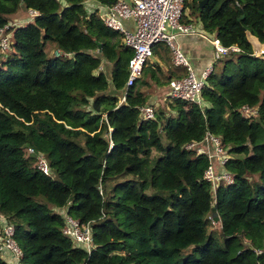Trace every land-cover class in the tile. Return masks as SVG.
Returning a JSON list of instances; mask_svg holds the SVG:
<instances>
[{
  "label": "trees",
  "instance_id": "1",
  "mask_svg": "<svg viewBox=\"0 0 264 264\" xmlns=\"http://www.w3.org/2000/svg\"><path fill=\"white\" fill-rule=\"evenodd\" d=\"M83 1L0 0V26L20 5L36 10L8 26L0 52V214L18 261L264 264V0H182L181 22L239 48L216 59L199 103L168 94L186 68L162 41L151 56L165 70L148 58L120 99L131 49ZM242 104L255 113L242 116ZM205 130L219 135L231 182L211 185L206 154L183 147ZM67 217L87 226V248L64 230ZM9 255L0 252V264H16Z\"/></svg>",
  "mask_w": 264,
  "mask_h": 264
},
{
  "label": "built area",
  "instance_id": "2",
  "mask_svg": "<svg viewBox=\"0 0 264 264\" xmlns=\"http://www.w3.org/2000/svg\"><path fill=\"white\" fill-rule=\"evenodd\" d=\"M83 4L88 9H96L102 22L108 27L122 32V40L125 45L130 47L131 54L127 59V73L123 84L120 99L124 97V91L141 74L142 67L146 60L151 56V44L157 41L164 42L170 53L172 63L183 65L186 72L179 76H173L168 80V94L185 100L200 102V89L212 70L216 59L222 58L229 49L238 50L235 44L225 45L216 36H210L203 31L197 32L206 38L211 45V61L200 68L194 70L186 55L177 43L176 36L181 33H194L196 30L189 22H181L179 17L182 11V0H115L111 4L100 3L96 0H84ZM28 18L35 14V10L28 8ZM130 18L133 23L132 28H126L122 20ZM9 23L0 26V52L5 53L9 47ZM259 48L256 51L261 52ZM253 51V52H256ZM55 54L62 51L53 49ZM66 53V52H65ZM68 54V53H67ZM143 117L152 116V108L148 103L139 106ZM255 107L247 104L239 106L242 116H251L255 113ZM110 145V141H109ZM183 147L192 150L194 153H205L208 163L202 171L205 179L211 185H215L219 179L231 182L233 173L221 168L222 163L227 158L225 147L221 143L219 135L205 130L200 140L191 139L184 142ZM33 152L32 147L27 148ZM35 166L44 173H48V163L41 152H35ZM64 230L77 241L83 242L88 247L89 231L87 226L80 227L76 219L67 217V225ZM13 225L5 222L3 215L0 214V252H8V261H18L20 249L13 236ZM259 251V249H256Z\"/></svg>",
  "mask_w": 264,
  "mask_h": 264
},
{
  "label": "crops",
  "instance_id": "3",
  "mask_svg": "<svg viewBox=\"0 0 264 264\" xmlns=\"http://www.w3.org/2000/svg\"><path fill=\"white\" fill-rule=\"evenodd\" d=\"M192 20V19H191ZM194 24V29L196 32L194 33H181L176 36L177 43L186 55L189 60L192 68L198 71L204 65L208 64L211 61V45L206 40L205 37L201 36L197 30L198 23L196 21H189V23ZM123 25L126 28H132L133 23L130 18H124L122 20ZM197 26V27H196ZM201 31V30H200ZM44 49L50 51L53 47H55L54 41H45ZM47 45V47H46ZM156 61L159 69L163 72L166 68V64L162 61V59L158 58L156 55H152L149 57V62ZM151 80V79H150ZM159 87V85L157 86Z\"/></svg>",
  "mask_w": 264,
  "mask_h": 264
},
{
  "label": "rangeland",
  "instance_id": "4",
  "mask_svg": "<svg viewBox=\"0 0 264 264\" xmlns=\"http://www.w3.org/2000/svg\"><path fill=\"white\" fill-rule=\"evenodd\" d=\"M27 10V8H25L23 5H20L15 11H13V12H11V13H8L7 14V17H8V23H9V25H16V24H19V23H22V22H24V21H26L27 20V16H29V13L26 11ZM195 22H193V26L195 25L194 24ZM46 47H47V45H46ZM49 54V53H48ZM168 60H170V54H169V52H168ZM69 59H73V56L72 55H70L69 56ZM216 62H214V64H213V70H216V69H218V67H219V65H220V61H218V60H215ZM158 74V73H157ZM153 80V79H152ZM167 89V88H166ZM164 90H165V87L164 86H162V87H157L155 90H154V93L156 94V95H159V98H163L164 97V95L166 94V93H164ZM150 91H151V89H150ZM162 142L164 143V142H166V140H165V138H163L162 137ZM185 251H187L186 249H183L179 254H178V256L179 255H182ZM4 256V255H3Z\"/></svg>",
  "mask_w": 264,
  "mask_h": 264
},
{
  "label": "water",
  "instance_id": "5",
  "mask_svg": "<svg viewBox=\"0 0 264 264\" xmlns=\"http://www.w3.org/2000/svg\"><path fill=\"white\" fill-rule=\"evenodd\" d=\"M203 1H205V0H200V4L203 2ZM211 213L213 214V211H211ZM217 216L216 215H214V219L216 218Z\"/></svg>",
  "mask_w": 264,
  "mask_h": 264
},
{
  "label": "clouds",
  "instance_id": "6",
  "mask_svg": "<svg viewBox=\"0 0 264 264\" xmlns=\"http://www.w3.org/2000/svg\"><path fill=\"white\" fill-rule=\"evenodd\" d=\"M28 9V8H27ZM27 11V10H26ZM35 13H36V10H35ZM33 16V15H32ZM28 17V16H27Z\"/></svg>",
  "mask_w": 264,
  "mask_h": 264
}]
</instances>
